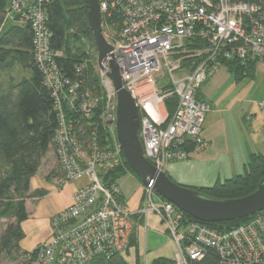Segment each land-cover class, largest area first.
Wrapping results in <instances>:
<instances>
[{"label":"built area","instance_id":"1","mask_svg":"<svg viewBox=\"0 0 264 264\" xmlns=\"http://www.w3.org/2000/svg\"><path fill=\"white\" fill-rule=\"evenodd\" d=\"M44 1L48 0H9L6 18L12 21L19 14V23L31 24L35 60L56 100V110L60 99L71 111L82 100L79 113L87 117L94 102L87 93L79 96L78 82L60 75L55 58L61 55L51 51L44 27ZM96 1L102 36L112 48L103 62L105 71L97 68L104 92L101 120L113 145L101 146L93 136L83 149L61 120L56 142L65 181L54 184L81 181L84 185L73 194L72 204L52 217L50 239L35 249L30 264H84L113 254L149 264L145 248H139L138 230L147 231L150 213L174 244L171 264L199 263L206 250H213L221 264H264V209L234 228L219 231L190 221L162 198L155 203L150 187L143 188L142 203L130 211L119 180L106 178L124 166L122 150L114 141L116 91L106 75L107 61L114 60L122 87L137 106L145 159L163 171L167 163L189 157L191 152L183 150L188 141L194 151L206 146L202 129L210 109L197 96L222 61L238 60L243 66L252 63L264 70V0ZM186 60L191 61L187 66ZM165 77L171 85L168 89L162 88ZM171 96L178 102L166 123L164 100ZM258 106L264 110V100Z\"/></svg>","mask_w":264,"mask_h":264},{"label":"trees","instance_id":"2","mask_svg":"<svg viewBox=\"0 0 264 264\" xmlns=\"http://www.w3.org/2000/svg\"><path fill=\"white\" fill-rule=\"evenodd\" d=\"M41 5L45 18L44 27L50 35V49L61 55L55 58L60 75L71 82H78L79 96L89 94L94 105L87 117H82L83 114L79 113L78 107L82 100L75 102V111H71L66 102L60 99V110H56V100L52 91L45 86L43 73L35 60L34 31L31 24L27 21L19 23V14L14 15L12 21L8 20L6 10L9 0H0V69L11 58V62L17 61L21 68L30 73L29 78H23L0 94V218L12 221L0 234V260L8 257L16 264H30L34 255L35 250L27 252L20 247L23 238L21 224L28 217L26 200L40 199L47 193L44 190L31 193L30 181L49 152L55 155L57 164L56 170L49 176L54 177L53 183L65 181L57 156L60 147L56 142L61 120L69 129L68 135L83 149L86 148L84 142L93 136L101 146L113 145L108 128L101 120L104 92L98 74L93 35L87 20V5L84 0H48ZM190 62L186 60L184 65L187 66ZM222 62L221 68L224 67L235 81L254 77L255 64L243 66L238 60ZM170 87V83H167L162 88ZM177 102L176 96L164 100L166 123L171 119ZM183 150L189 153L194 151V144L188 141ZM123 165L106 178L113 176L115 180H120L129 174L139 181L125 158ZM263 177L264 155L252 154L242 175L194 190L212 198H242L253 193ZM184 216L190 221L198 222L185 213ZM249 219L250 217L207 225L219 231H227ZM125 257L122 254H113L108 258L99 256L84 264H127ZM149 264H171V260L156 258ZM192 264H221V261L213 250H206L203 260Z\"/></svg>","mask_w":264,"mask_h":264},{"label":"crops","instance_id":"3","mask_svg":"<svg viewBox=\"0 0 264 264\" xmlns=\"http://www.w3.org/2000/svg\"><path fill=\"white\" fill-rule=\"evenodd\" d=\"M240 83L223 67L203 84L198 99L210 109L202 129L206 146L185 161L167 163L163 172L172 181L192 189L210 187L239 174L252 154L264 155V110L240 97Z\"/></svg>","mask_w":264,"mask_h":264},{"label":"water","instance_id":"4","mask_svg":"<svg viewBox=\"0 0 264 264\" xmlns=\"http://www.w3.org/2000/svg\"><path fill=\"white\" fill-rule=\"evenodd\" d=\"M84 2L88 7L87 20L97 53V66L99 70L105 71L103 62L112 52V48L101 33L99 5L96 0ZM107 63L109 70L106 75L116 91L114 112L116 142L142 187H150L163 200L173 204L194 220L206 224L243 220L264 209V177L258 181L255 191L245 197L218 199L175 183L165 172L157 170L147 161L138 136L137 106L131 95L122 87L120 73L114 60Z\"/></svg>","mask_w":264,"mask_h":264},{"label":"rangeland","instance_id":"5","mask_svg":"<svg viewBox=\"0 0 264 264\" xmlns=\"http://www.w3.org/2000/svg\"><path fill=\"white\" fill-rule=\"evenodd\" d=\"M11 58L0 69V94L12 88L23 78H29L30 73L21 68L18 62H11ZM164 86L169 83L167 78H162ZM160 80V79H159ZM243 89L240 97L248 100L249 103H256L264 98V70L258 68L255 70L254 77H246L240 81ZM147 89V87L145 88ZM143 89V92L146 90ZM142 90H139L141 93ZM116 140V134L115 139ZM185 161V160H184ZM169 164V163H168ZM167 165V164H166ZM165 165V167H166ZM165 167L163 171L165 170ZM55 155L49 152L41 161L38 172L31 178L30 192L34 193L37 190H44L46 195L40 199L29 198L26 200L28 217L21 224L23 230V238L20 242V247L23 251L31 252L40 244L48 241L51 236V219L54 215L60 213L72 204V196L82 185L81 181L66 182L62 187L58 188L53 181V176H49L52 171L56 170ZM239 174H243V166L238 169ZM234 175V176H235ZM128 186L129 193L124 192L125 187ZM119 187L122 189L126 198L128 210L133 211L137 209L142 203L143 187L138 179L127 174L119 180ZM154 202L157 203L159 196L154 194ZM70 204V205H69ZM11 220L0 218V234L5 229L6 225L11 223ZM149 228L143 233L139 228V248L143 247L147 251L146 261L164 257L172 259L174 254V244L168 238L165 228L159 219L152 213L147 218ZM49 232V236H47ZM127 264H136L134 257H125ZM0 264H16L8 257L1 258Z\"/></svg>","mask_w":264,"mask_h":264},{"label":"bare ground","instance_id":"6","mask_svg":"<svg viewBox=\"0 0 264 264\" xmlns=\"http://www.w3.org/2000/svg\"><path fill=\"white\" fill-rule=\"evenodd\" d=\"M187 159H188V158H187ZM187 159H186V160H187ZM162 172H163V171H162Z\"/></svg>","mask_w":264,"mask_h":264}]
</instances>
